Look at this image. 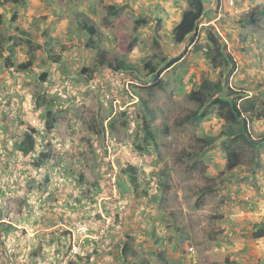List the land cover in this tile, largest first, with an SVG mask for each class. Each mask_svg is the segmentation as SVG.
<instances>
[{"label": "rangeland", "instance_id": "374dc122", "mask_svg": "<svg viewBox=\"0 0 264 264\" xmlns=\"http://www.w3.org/2000/svg\"><path fill=\"white\" fill-rule=\"evenodd\" d=\"M129 1L25 0L22 6L0 0V264H251L232 261L231 253L244 246L256 250L249 247L256 240L253 232H243L235 245L228 216L235 204L243 209L239 196L262 191L264 148L255 165L253 150L242 146V166L225 171L219 133L227 126L216 107L206 121L181 123L196 108L187 95L205 76L218 81L222 72L206 58L205 30L204 42L199 28L174 45L144 5ZM110 5L120 11L106 31L101 23ZM80 16L102 27L100 44L108 58L132 68L120 73L98 67L96 51L85 46L87 37L75 25ZM137 17L147 24L133 51L125 53L120 44ZM257 19L259 24L247 26L264 38V14ZM6 58L13 64L33 58V65L17 73L5 68ZM145 63L159 72L161 87L149 90L154 80ZM260 65L252 77L264 81ZM50 106L54 122L47 131ZM145 124L155 134L146 146ZM27 127L35 129L36 143L34 152L23 155L15 143ZM262 133L250 126L254 141ZM208 134L216 151H204ZM45 151H53V158L35 168ZM128 166L136 169L138 184L122 193ZM160 182L169 185L164 197L156 190ZM123 244L129 249L125 258Z\"/></svg>", "mask_w": 264, "mask_h": 264}, {"label": "trees", "instance_id": "16d2710c", "mask_svg": "<svg viewBox=\"0 0 264 264\" xmlns=\"http://www.w3.org/2000/svg\"><path fill=\"white\" fill-rule=\"evenodd\" d=\"M12 2L17 5L20 4L25 6V0H12ZM187 9L182 13L180 21L174 26L171 32V40L174 45L182 44L188 37L194 35L198 30V25L204 14V6L202 0H186ZM120 9L116 6L107 7V16L103 18L102 27H105L106 31H111L110 19L113 21L118 17ZM89 14H93L92 12ZM85 16L88 14L84 13ZM129 17H131L129 15ZM1 18V17H0ZM89 18V17H87ZM131 28L129 33L124 35V41L121 42V50L125 53H130L137 45V34L141 28H143L147 21L142 17H137L133 19L131 23ZM76 27L80 28L83 32V35L87 37L86 47L91 50L96 51L94 59L97 61V66L103 70H110L112 72L128 71L132 68L127 65L123 60L112 61L108 58V55L104 48H102L103 35L104 31L102 27L97 28L94 23L86 19L83 16H80V19L75 23ZM109 37L110 34L106 32L105 34ZM205 41H206V58L209 60L210 65L213 69L221 68L222 72L219 73V80L212 82L208 77H204L201 81L197 90L191 91L187 95V99L190 102L196 104L195 110L191 113L184 116L181 120V123H200L206 121L210 115V108L216 107L217 116L221 119L227 126L226 130L221 131L222 138L224 142L222 143V149L225 153V171H232L239 169L241 165V150L244 145L249 146L253 150L255 156L252 157V160H255V165L259 164V154L258 151L260 147L264 148V139L259 141H252L253 139L249 133V124L258 120H264V113L255 102V99L246 98L245 93L236 92L232 89H226L227 93L222 96L224 90V84L226 85L228 77L231 74L233 68V58L230 53H228L225 44L222 42L221 37L212 27L205 29ZM0 55V60H1ZM180 60L179 57L174 58L167 62L166 67L171 68ZM6 69L10 70L15 67L17 73H25L31 70L33 65V58H30L26 62L13 64L8 58L5 59L3 63ZM145 68H148V73L153 75L154 83L150 85L149 90L153 88H159L160 79L159 72H156V68L150 63H145ZM229 69V70H228ZM223 72L225 75H223ZM45 74L41 76L42 80L45 78ZM246 98V99H245ZM37 108H43L42 104H38ZM51 106L45 109L44 118H45V130L49 131L52 129L54 116L51 113ZM111 126V125H110ZM97 132V134L101 133ZM143 143L144 146L147 145L149 140H153L155 134L154 131L148 128L145 124L143 126ZM35 129L32 127H27V130L24 133V138L20 142L15 143V149L17 152L27 155L34 152L35 149ZM213 134H208L205 141L207 144L212 145L215 141L213 139ZM151 142V141H150ZM238 147V148H236ZM141 148V146H140ZM139 148V149H140ZM142 150V149H141ZM206 149H204L205 151ZM256 152V153H255ZM208 156L205 155V161H209ZM39 160L35 163V168L41 167L43 164L48 163L53 158V151H45L40 153L38 156ZM124 175L127 176V181L121 184L122 193L130 192V188L134 190L137 186V171L134 167L128 166L125 170L122 171ZM47 180V179H46ZM169 189V185L165 182H160L156 190L162 192V197L166 194V191ZM121 193V194H122ZM253 239H263L264 238V221L259 224L253 225ZM128 245L123 244L121 248V256L125 258V255L128 252ZM226 262V261H225Z\"/></svg>", "mask_w": 264, "mask_h": 264}, {"label": "crops", "instance_id": "0c3cea01", "mask_svg": "<svg viewBox=\"0 0 264 264\" xmlns=\"http://www.w3.org/2000/svg\"><path fill=\"white\" fill-rule=\"evenodd\" d=\"M130 2H133L140 8L144 5L145 9H147L146 15L150 17L153 16L152 20L157 23L156 25H158L160 29L158 32H162L163 34L172 32L174 26L180 21L182 13L187 9L186 0H130L129 3ZM203 6L204 14L198 25V30L199 28L202 29L201 32L199 30L201 33V41L204 42V30L206 28L212 27L218 31L220 37L226 43L227 51L230 53L234 62V72L232 74L233 83L229 84L230 89L245 93L248 99H255L256 105L262 109L264 113V81H262L261 78L256 79V76L252 77V74L257 68L256 66L261 63L264 64V38H260V35L256 31L251 32V28L247 26V23L252 22L255 24L259 22L257 17L264 14V0H204ZM232 22H237V24ZM163 24L164 26L160 28ZM218 24H221V27L224 29L223 35L219 32L217 27ZM237 25L239 28L238 30H236ZM260 40L262 41L261 44ZM242 41H244L245 44L239 45ZM260 66L259 74L261 75L259 76L262 77L264 76V65ZM250 126L255 133L263 134V119L250 123L249 133ZM261 139H264V137L258 135L255 141ZM218 145H220L219 142ZM207 149L208 151H216L217 147L210 145L206 147V150ZM261 161H263L262 158ZM222 164L224 168L225 162L222 161ZM262 186L264 187V182ZM263 187L261 188L262 191H259L258 194L250 192L245 195L246 197H238V200L244 201L243 209L238 208L235 204V210H230L232 214L228 216V221L233 223V231L237 232L235 233L237 234V239L233 241L235 245L240 244V235L243 232H252L253 225L264 221V201H262L264 198ZM227 231L231 232L232 230L227 229ZM224 236L226 240V235L224 234ZM249 242V247H255L256 250H249L244 246L241 248L240 255L231 253L232 261L239 258L242 261L245 260L246 263H264V248H262L264 247V243L262 240L258 239L255 242ZM229 243L227 244V248L233 247L234 244ZM256 252L262 256L261 259L255 256Z\"/></svg>", "mask_w": 264, "mask_h": 264}]
</instances>
